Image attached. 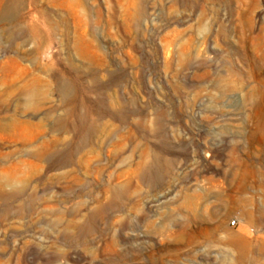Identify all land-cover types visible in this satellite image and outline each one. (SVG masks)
I'll list each match as a JSON object with an SVG mask.
<instances>
[{
  "label": "rangeland",
  "instance_id": "obj_1",
  "mask_svg": "<svg viewBox=\"0 0 264 264\" xmlns=\"http://www.w3.org/2000/svg\"><path fill=\"white\" fill-rule=\"evenodd\" d=\"M0 264H264V0H0Z\"/></svg>",
  "mask_w": 264,
  "mask_h": 264
},
{
  "label": "built area",
  "instance_id": "obj_2",
  "mask_svg": "<svg viewBox=\"0 0 264 264\" xmlns=\"http://www.w3.org/2000/svg\"><path fill=\"white\" fill-rule=\"evenodd\" d=\"M234 224H235V223H234V222H232L231 226H234Z\"/></svg>",
  "mask_w": 264,
  "mask_h": 264
}]
</instances>
